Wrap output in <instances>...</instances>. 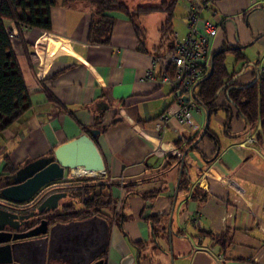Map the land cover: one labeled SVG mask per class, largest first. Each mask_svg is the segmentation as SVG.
Instances as JSON below:
<instances>
[{
	"label": "crops",
	"instance_id": "obj_1",
	"mask_svg": "<svg viewBox=\"0 0 264 264\" xmlns=\"http://www.w3.org/2000/svg\"><path fill=\"white\" fill-rule=\"evenodd\" d=\"M121 1L132 14L109 12L114 23L105 42L88 39L91 0L52 6L49 30L15 25L11 41L28 89L19 107L27 99L30 105L0 132V152L20 167L86 128L98 129L99 122L105 128L93 140L105 165L101 178L113 179L109 190L121 201L124 218L118 224L109 219L105 264H121L129 254L134 264H264V132L261 141L255 137L260 123L250 128L227 107L208 113L205 128L207 109L198 103L192 127L172 119L158 133L154 122L173 90L147 75L151 54L171 47L173 31H187L190 0ZM149 5L161 8L137 10ZM200 16L218 25L209 42V70L214 52L238 47L241 57L233 51L224 57L234 81L245 85L264 76V0H210ZM218 102H227L223 92ZM204 129L210 136L197 141ZM182 164L190 181L186 191H178ZM151 216L160 218L156 241Z\"/></svg>",
	"mask_w": 264,
	"mask_h": 264
},
{
	"label": "trees",
	"instance_id": "obj_2",
	"mask_svg": "<svg viewBox=\"0 0 264 264\" xmlns=\"http://www.w3.org/2000/svg\"><path fill=\"white\" fill-rule=\"evenodd\" d=\"M83 0H0V126L6 122L0 132L6 129L12 122L26 110L30 105L27 99L20 107L25 98L26 91V74L22 68L19 57L14 51L11 37L5 29L8 21L13 20L16 26H25L30 28L45 29L50 25L51 7L56 5H69L79 3ZM161 6H140L137 10L140 12H149L159 9ZM91 19L88 32V39L94 41H108L111 28L114 23V17L109 14L110 11H122L131 15L129 6L121 0H91ZM135 11V10H134ZM167 17L171 16L168 10ZM164 37L167 30V24L162 28ZM169 39V38H167ZM227 51H233L237 57H241V51L238 47H224L212 54L211 69L209 73L202 78L195 90V98L198 103L202 104L209 114L215 113L218 108L232 107L236 114L242 117L248 127L253 128L260 123V130L256 133V140L261 141V135L264 132V76L257 77L254 81L242 85L234 81L233 75L228 72L224 62ZM24 92V94H23ZM223 92L226 95L227 102L219 103L218 97ZM23 94V95H22ZM19 109L14 113V111ZM7 120V121H6ZM101 131L104 130L99 122L94 126ZM92 128H86L89 132ZM208 131V130H207ZM210 136L208 132L204 134ZM96 138V137H95ZM203 138V137H202ZM217 142V141H215ZM204 157V156H203ZM206 158V157H205ZM4 164L0 172V190L2 186L7 185V175L14 173L18 166L15 167L9 157H3ZM181 179L179 180L178 191L189 189V178L186 176L187 168L181 165ZM66 176L73 182H76L78 189L68 192L75 197L77 202L82 205V210H74V204L64 206L67 214L62 215L65 220L74 218H87L94 214L102 213L103 209H113L116 200L110 193V186L106 181L96 182V179L90 176L80 178H71L69 172ZM155 192L149 195H154ZM1 195V194H0ZM194 196V195H192ZM121 212L115 214V224L121 220ZM123 218V217H122ZM124 219V218H123ZM160 218L151 216L147 221L152 226V235L156 241L159 232L157 223ZM212 237L218 242V236L211 232H202ZM137 247H144V243H136ZM104 263H106V251L103 254Z\"/></svg>",
	"mask_w": 264,
	"mask_h": 264
},
{
	"label": "water",
	"instance_id": "obj_3",
	"mask_svg": "<svg viewBox=\"0 0 264 264\" xmlns=\"http://www.w3.org/2000/svg\"><path fill=\"white\" fill-rule=\"evenodd\" d=\"M208 119L207 111L205 128ZM99 133V129L93 128L88 133L57 144L50 154L27 161L6 176L8 183L2 186L1 196L14 202H26L45 186L64 180L66 173L76 176L74 170L79 169L103 176L105 165L93 140ZM66 196V192L50 193L38 204V212L55 209ZM33 216V213L18 216L0 210V264L104 263V260L97 259L108 247L111 225L105 218L94 214L78 221L55 223L50 227L46 220H42L23 233L6 230V227L17 230ZM121 264H134V256L126 255Z\"/></svg>",
	"mask_w": 264,
	"mask_h": 264
},
{
	"label": "built area",
	"instance_id": "obj_4",
	"mask_svg": "<svg viewBox=\"0 0 264 264\" xmlns=\"http://www.w3.org/2000/svg\"><path fill=\"white\" fill-rule=\"evenodd\" d=\"M210 0H190L188 12L186 14L187 31L179 34L172 32V45L164 51H157L151 54L152 67L147 71L149 77H157L158 81L167 84L173 90V100L164 109L154 122V129L162 134L166 125L176 119L185 126L194 125V111L198 108L195 98V87L205 75L209 73L210 53L209 42L218 30V25L207 19H202L200 11L208 6ZM15 21L10 20L6 23L5 29L10 37L17 36ZM157 68V76L154 71ZM264 74V71H262ZM249 142L252 140L249 139ZM175 154L182 156L173 147L170 149ZM190 163L193 164L192 161ZM204 169V168H203ZM205 173L210 172V168H205ZM71 178L77 177L71 175ZM96 182L106 181L112 183V178L102 179L95 176ZM122 187V180L119 181ZM78 189L76 182L67 177L64 180L52 183V186L40 190L32 199L26 202H14L0 195V210L22 214L33 210L43 198L52 192L64 191L72 192ZM119 199L115 201L111 212L112 222L115 214L121 206Z\"/></svg>",
	"mask_w": 264,
	"mask_h": 264
},
{
	"label": "flooded vegetation",
	"instance_id": "obj_5",
	"mask_svg": "<svg viewBox=\"0 0 264 264\" xmlns=\"http://www.w3.org/2000/svg\"><path fill=\"white\" fill-rule=\"evenodd\" d=\"M49 186H52V184H49V185L45 186L44 188H42V190L46 189ZM60 192H64V191H60ZM66 194H68V192H66ZM61 201H62V199L59 201V204H58V206L55 209L49 210L47 212H42V213L38 212V206H37L33 210L29 211L28 213L16 214L18 216H21V215H29V214L33 213L34 216L29 219V222L27 224L18 226L17 230H13V229H11L9 227H6V230L7 231H12V232L23 233V232H26L27 230H29L30 226H35V225L39 224L40 221H42V220H46L48 227H50V226L54 225L55 223H67V222H70V221H78V220L83 219V218H74V219H71V220H65L63 218V216H62L64 214H67V211H64V206L69 205V204L65 203V202L62 203ZM74 210L79 212L82 209H76L75 208ZM97 215L105 218L108 222H109V219L111 217L110 214L108 215V214H105V213H100V214H97ZM103 254L97 260H99V259L104 260ZM51 264H59V263L58 262H52Z\"/></svg>",
	"mask_w": 264,
	"mask_h": 264
},
{
	"label": "rangeland",
	"instance_id": "obj_6",
	"mask_svg": "<svg viewBox=\"0 0 264 264\" xmlns=\"http://www.w3.org/2000/svg\"><path fill=\"white\" fill-rule=\"evenodd\" d=\"M182 34V33H181ZM35 59H37L36 55L34 56ZM7 132L5 131L4 135L6 134ZM3 135L0 136V138H2ZM3 154L2 152H0V161L2 160V162H0V172H1V167L3 166ZM67 175V173H66ZM70 175V174H69ZM77 178H80V177H84V175L82 176H75ZM91 177V176H90ZM94 178V177H93ZM65 203H68V204H74V209L76 208L75 205L79 204L77 202V199L75 197H72L71 195L67 194V196L63 199ZM81 207V206H80ZM79 207V208H80ZM113 210V209H112ZM112 210L110 209H103L102 210V213H105V214H110L111 215V212Z\"/></svg>",
	"mask_w": 264,
	"mask_h": 264
},
{
	"label": "bare ground",
	"instance_id": "obj_7",
	"mask_svg": "<svg viewBox=\"0 0 264 264\" xmlns=\"http://www.w3.org/2000/svg\"><path fill=\"white\" fill-rule=\"evenodd\" d=\"M74 171H77V170H74ZM74 174H76V176H82V175H84V176H87V175L95 176V174L94 175H90V171L89 172H85V170H84V172H80V173H75L74 172Z\"/></svg>",
	"mask_w": 264,
	"mask_h": 264
}]
</instances>
